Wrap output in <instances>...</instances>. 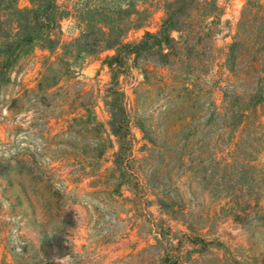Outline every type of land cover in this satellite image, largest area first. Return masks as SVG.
I'll use <instances>...</instances> for the list:
<instances>
[{
    "label": "rangeland",
    "instance_id": "1",
    "mask_svg": "<svg viewBox=\"0 0 264 264\" xmlns=\"http://www.w3.org/2000/svg\"><path fill=\"white\" fill-rule=\"evenodd\" d=\"M169 1L57 0L68 14L51 51L15 50L11 9L30 0L0 9V264H264V103L248 104L253 73L241 74L259 60L238 57L233 73L228 57L251 9L242 29L264 33V0L192 12L201 26L184 65L132 59L112 80L114 51L69 45L100 25L138 42ZM111 82L128 118L119 136Z\"/></svg>",
    "mask_w": 264,
    "mask_h": 264
},
{
    "label": "trees",
    "instance_id": "2",
    "mask_svg": "<svg viewBox=\"0 0 264 264\" xmlns=\"http://www.w3.org/2000/svg\"><path fill=\"white\" fill-rule=\"evenodd\" d=\"M17 0H0V9L7 4H13ZM32 7L30 9L22 10L17 6L12 7L13 15L17 17V44L15 50L21 49L24 44L39 43L43 50H55L58 48L60 40L57 38V33L60 32V22L68 14V12L61 10L57 4V0H30ZM6 3V4H5ZM214 5L218 9L214 0H171L166 3L165 17L162 20L161 29L158 32H146L141 40L135 43L125 42L123 38V31L117 32L116 27L103 26L87 28L81 37L74 40L70 46H77L83 49L87 54H101L105 51H114V54L107 56L104 60V65H107L113 74V79L117 75L119 69L124 67L128 60L135 62L138 59H147L159 66L184 65L188 62V45L197 37L200 29V23L189 21L187 18L194 11L207 10L209 6ZM4 6L6 8L8 7ZM252 16L256 15L251 9ZM258 15V14H257ZM207 16V14H206ZM249 17H243L241 20V28L239 27L237 38L229 47V61L236 65L237 60L241 57L244 60L247 57H253L259 62L250 63L241 74L248 76V72L252 71L255 85L254 94L249 98L248 104L256 106L259 103H264V48L260 51H246L242 56L236 55V48L248 47L251 44L257 43V39L264 47V33L260 32V36H251L247 34V29H242L247 23ZM260 16V15H258ZM133 25V21L130 22ZM258 24L264 29V17L258 18ZM246 29V30H245ZM262 29V30H263ZM57 32V33H56ZM181 36L176 38L174 33ZM191 37L187 43L186 38ZM260 37V38H259ZM184 38V39H183ZM11 49V48H10ZM9 49V50H10ZM14 50V53H15ZM239 57V58H238ZM237 71L236 66L232 71ZM257 74V77L254 76ZM237 85H234V88ZM107 90L109 95V102L107 106L110 109L111 120L109 122L110 131L119 136L122 130H128V118L124 114L120 116L118 112V98L121 92L116 88V85L111 82ZM237 90V89H236ZM234 97H241L238 91H234ZM230 98V96H229ZM232 101V97H231ZM229 106V105H227ZM246 110H241L239 113L242 119L246 117ZM240 144L232 151V158L234 160L240 159L239 154ZM121 160V152L115 154V163L118 165ZM225 166H231L226 160H222Z\"/></svg>",
    "mask_w": 264,
    "mask_h": 264
}]
</instances>
